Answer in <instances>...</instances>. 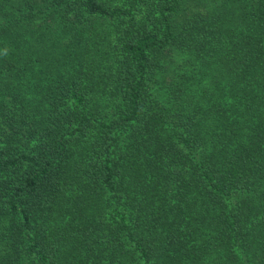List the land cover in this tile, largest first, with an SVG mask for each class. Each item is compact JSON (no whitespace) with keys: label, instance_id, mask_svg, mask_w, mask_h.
<instances>
[{"label":"trees","instance_id":"trees-1","mask_svg":"<svg viewBox=\"0 0 264 264\" xmlns=\"http://www.w3.org/2000/svg\"><path fill=\"white\" fill-rule=\"evenodd\" d=\"M0 264H264V0H0Z\"/></svg>","mask_w":264,"mask_h":264}]
</instances>
